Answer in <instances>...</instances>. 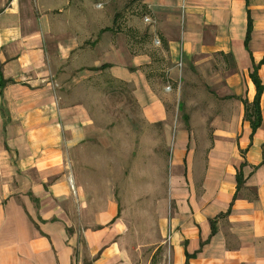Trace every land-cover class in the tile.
<instances>
[{"label":"crops","instance_id":"crops-1","mask_svg":"<svg viewBox=\"0 0 264 264\" xmlns=\"http://www.w3.org/2000/svg\"><path fill=\"white\" fill-rule=\"evenodd\" d=\"M126 1L144 11L164 75L151 71L147 43L88 15L95 0H0V77L10 81L0 89V264H143L117 207L90 204L67 164L72 148L100 133L84 108L59 106L57 66L76 61L79 72L106 65L111 80L131 85L142 120L158 125L167 148L172 122L154 82H178L191 68L203 78L217 111L213 140L200 161L188 129L174 133L162 198L174 212H160L162 256L167 264H264V91L255 132L243 105L255 97L256 66L264 88V0H116Z\"/></svg>","mask_w":264,"mask_h":264},{"label":"rangeland","instance_id":"rangeland-1","mask_svg":"<svg viewBox=\"0 0 264 264\" xmlns=\"http://www.w3.org/2000/svg\"><path fill=\"white\" fill-rule=\"evenodd\" d=\"M92 13L102 26L128 34V41H134V35L136 42L147 43V50L152 53L150 68L156 75L168 66L161 47L148 34L144 11L139 4L95 0L88 15ZM139 37L143 39L139 41ZM79 67L78 61L72 65L58 64L53 80L59 106L64 110L84 108L86 122L100 133L95 132L93 138L72 148L67 164L69 168L71 165L73 175L83 182L81 186L90 204H101L97 210H106L110 203L117 207V217L124 224L133 257L143 264L148 260V264H167L166 254L162 256L160 245L164 241L159 234L158 221L161 213L169 218L174 212L173 205L167 203L166 206L162 199L174 133L177 129H188L196 157L204 160L213 140L210 117L217 112L208 104L210 90L192 68L179 72L178 82L166 79L154 82L152 88L163 101L172 122L167 148L158 125L150 127L142 120L141 107L131 85L114 82L106 71L79 72ZM52 68L55 69V65Z\"/></svg>","mask_w":264,"mask_h":264},{"label":"trees","instance_id":"trees-1","mask_svg":"<svg viewBox=\"0 0 264 264\" xmlns=\"http://www.w3.org/2000/svg\"><path fill=\"white\" fill-rule=\"evenodd\" d=\"M109 30L110 29H105L104 31H109ZM250 31H251V20L248 18L247 36H246V40H245V46L246 47H247V42L249 39ZM106 68H107V66L103 65L99 69V71H104V70H106ZM257 69H258L257 66L254 67L253 72L250 74V78H251V80L255 86V89H256L255 97L251 103H248L247 101L243 102L244 110H245V118L247 121L250 122L252 132H255L256 129H258L260 127V124H261V113H260L259 104H260V97H261L262 91H264V88H262L260 80L257 76ZM8 83H10V81H3L2 78L0 77V89H3L6 86V84H8ZM179 109L182 110L181 104H179ZM236 180H237V186L239 188L242 184L241 174L237 175ZM151 264H155V263L152 262Z\"/></svg>","mask_w":264,"mask_h":264},{"label":"built area","instance_id":"built-area-1","mask_svg":"<svg viewBox=\"0 0 264 264\" xmlns=\"http://www.w3.org/2000/svg\"><path fill=\"white\" fill-rule=\"evenodd\" d=\"M145 21L148 22V19H145ZM155 42L158 43V41H155ZM178 67H179V68L182 67V63H181V62H179ZM72 190H74V187H72Z\"/></svg>","mask_w":264,"mask_h":264}]
</instances>
